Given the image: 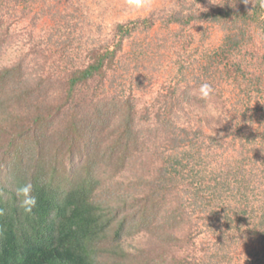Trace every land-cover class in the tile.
<instances>
[{"label": "trees", "instance_id": "obj_1", "mask_svg": "<svg viewBox=\"0 0 264 264\" xmlns=\"http://www.w3.org/2000/svg\"><path fill=\"white\" fill-rule=\"evenodd\" d=\"M52 1L0 0V264H264V0H174L92 44ZM157 25L221 38L147 104L119 68L140 77L124 48Z\"/></svg>", "mask_w": 264, "mask_h": 264}, {"label": "rangeland", "instance_id": "obj_2", "mask_svg": "<svg viewBox=\"0 0 264 264\" xmlns=\"http://www.w3.org/2000/svg\"><path fill=\"white\" fill-rule=\"evenodd\" d=\"M174 0H146V7L136 9L128 5V0H53L50 6L62 9L69 5L79 8L76 18L78 24L75 31L87 43H96V40L106 39L117 22L143 18L150 13L173 6ZM48 13L49 11L45 9ZM43 34L44 45L52 46L58 40L54 30L52 17L44 18L35 29V33ZM221 32L211 25H193L191 27L172 26L161 28L159 25L153 27L149 33L136 34L126 43L124 48L127 57L133 52L139 51L135 48L140 45L143 52L149 55L146 70L141 69L140 77L129 80L135 75L132 70L133 62L128 64V70L119 68L126 89L139 97L147 104L155 101L158 93L162 92L164 85L172 84L179 76L184 74L190 77L195 62L200 60L210 49L219 43ZM48 43V45L46 44ZM13 52L5 55L2 62L6 63ZM206 55L202 58V60ZM128 60H125L127 62ZM178 73V74H177ZM225 94H231L230 88H226ZM252 244L241 245L234 255V263L242 264L252 260L250 252ZM248 253V254H247Z\"/></svg>", "mask_w": 264, "mask_h": 264}, {"label": "clouds", "instance_id": "obj_3", "mask_svg": "<svg viewBox=\"0 0 264 264\" xmlns=\"http://www.w3.org/2000/svg\"><path fill=\"white\" fill-rule=\"evenodd\" d=\"M244 3H248V0H244ZM128 5L136 9H142L146 7V0H128ZM259 7L264 9V3H260ZM199 94L201 98L206 99L213 92V88L208 83H202L199 86ZM17 195L20 198V206L26 213H31L33 208L36 207L37 199L32 194L33 186L30 182L21 184L16 189Z\"/></svg>", "mask_w": 264, "mask_h": 264}]
</instances>
